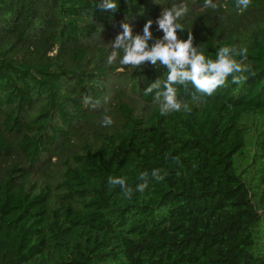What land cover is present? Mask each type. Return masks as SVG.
Masks as SVG:
<instances>
[{"label": "trees", "instance_id": "1", "mask_svg": "<svg viewBox=\"0 0 264 264\" xmlns=\"http://www.w3.org/2000/svg\"><path fill=\"white\" fill-rule=\"evenodd\" d=\"M100 2L0 0V264H264V0ZM181 4L179 39L250 70L196 101L177 86L191 111L162 116L144 90L167 70L107 57L122 21ZM153 169L131 199L107 183Z\"/></svg>", "mask_w": 264, "mask_h": 264}, {"label": "clouds", "instance_id": "2", "mask_svg": "<svg viewBox=\"0 0 264 264\" xmlns=\"http://www.w3.org/2000/svg\"><path fill=\"white\" fill-rule=\"evenodd\" d=\"M250 3L251 0H237L241 10L247 9ZM95 6L101 10L113 12L118 7L116 0H101ZM204 7L216 8L217 5L213 3V0H204ZM187 12V6L183 4L163 8L155 21L147 20L142 34L134 33L132 25L125 19L119 25L122 30L110 43L112 51L107 57L109 65L119 59L121 65L131 66L134 69H140L145 63H150L153 67L159 64L167 70L166 79L158 78L144 90L146 95L154 93L153 102L159 106L162 116L179 112L182 109L186 112L191 111L189 105L178 98L177 86H183L187 90L191 85L195 89L192 98L196 101L203 96L213 95L219 87L225 85L229 76L232 77V83H241L247 78L244 73L250 70V66L244 63L247 60L246 48H241L237 52V49L233 47H221L216 52V59L213 60L206 58L200 46L194 45V36L191 31L188 32L186 40L179 39L177 30L182 31L184 27L178 21ZM154 23L157 30L163 33L160 38L153 36ZM150 41H152L151 44ZM237 55L241 57L239 61L235 58ZM197 93L200 95H196ZM83 103L96 108L100 101L85 95ZM112 123L110 116L103 118L104 126H111ZM175 162L179 164V158H175ZM161 173V169H153L150 174L140 173L139 180L142 182L138 183L135 189L127 183V178L123 176H110L107 183L110 187L119 186L125 198L131 199L134 191L143 193L149 187L150 180L162 181L166 173Z\"/></svg>", "mask_w": 264, "mask_h": 264}]
</instances>
